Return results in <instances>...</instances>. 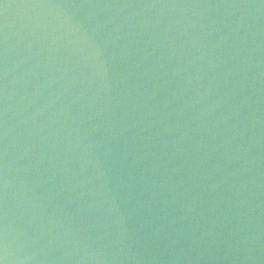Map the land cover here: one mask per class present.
<instances>
[{
    "label": "water",
    "instance_id": "1",
    "mask_svg": "<svg viewBox=\"0 0 264 264\" xmlns=\"http://www.w3.org/2000/svg\"><path fill=\"white\" fill-rule=\"evenodd\" d=\"M2 264H264V0H0Z\"/></svg>",
    "mask_w": 264,
    "mask_h": 264
},
{
    "label": "snow or ice",
    "instance_id": "2",
    "mask_svg": "<svg viewBox=\"0 0 264 264\" xmlns=\"http://www.w3.org/2000/svg\"><path fill=\"white\" fill-rule=\"evenodd\" d=\"M0 264H2V262H0Z\"/></svg>",
    "mask_w": 264,
    "mask_h": 264
}]
</instances>
